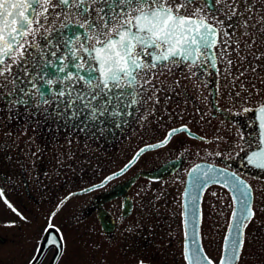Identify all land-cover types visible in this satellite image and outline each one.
<instances>
[{"label":"flooded vegetation","instance_id":"af4514ba","mask_svg":"<svg viewBox=\"0 0 264 264\" xmlns=\"http://www.w3.org/2000/svg\"><path fill=\"white\" fill-rule=\"evenodd\" d=\"M212 51L216 67L207 65L202 75L170 65L171 71L158 76L154 82L165 90L146 121L138 113L124 117L127 123L106 116L85 127V115L68 119L71 112L64 113L62 106L58 114L56 105L47 111L10 107L11 97L0 98V264H83L80 250L88 246L91 264L108 261L107 255L110 264H186L182 192L197 163L235 173L249 185L253 215L243 228L235 264H264V185L258 184H264V171L248 162V155L261 149L255 111L261 103L243 105V94L260 95L261 84L249 72L235 79L248 65L234 53L228 75L217 50ZM181 126L190 134L145 149L122 174L103 182L142 147L161 144L168 130ZM227 184L208 185L199 198V241L217 264L233 211L236 218L243 215L234 210L233 184ZM61 201L51 217L54 228L45 232Z\"/></svg>","mask_w":264,"mask_h":264},{"label":"snow or ice","instance_id":"6c2138e0","mask_svg":"<svg viewBox=\"0 0 264 264\" xmlns=\"http://www.w3.org/2000/svg\"><path fill=\"white\" fill-rule=\"evenodd\" d=\"M257 2L0 0V98L11 97L10 107L23 105L47 111L56 105L58 114L62 106L64 113L71 112L68 119L85 115V127L106 116L114 120L119 117L127 123L124 117L138 113V119L146 121L148 116L155 115L156 106L161 103L158 94L165 90L154 81L165 69L171 71L170 65H183L193 75H202L207 65L216 67L212 50H217L228 75L235 63L231 58L233 53L240 64L248 65L235 79L246 76L249 71L259 75L258 70L264 68V64L258 63L264 60L261 50L264 47V11L256 8ZM163 83L159 81L160 85ZM176 83L179 86V82ZM256 112L261 129L260 143L264 145V103ZM116 126L120 127L119 121ZM179 133L190 134V130L187 126L170 129L161 144L150 147L167 144ZM248 162L264 169V147L249 154ZM188 175L193 178L194 188L219 182L217 177H224L243 197H233L234 202L239 200L244 208L240 224L229 225V232L235 227L237 233L232 240L231 254L227 247L230 236L226 235L218 261V264H234L242 246L243 228L253 215L247 202L249 186L235 173L213 167L201 172V166L196 165ZM111 179L112 176L107 177L104 183ZM3 195L0 191V197ZM4 203L25 219L7 199ZM63 203L61 201L49 217L45 232L54 228L51 217ZM232 218H236L235 211ZM40 251L36 249L37 253ZM183 256L186 264H217L203 254L195 236L191 249L185 243Z\"/></svg>","mask_w":264,"mask_h":264},{"label":"water","instance_id":"95a60500","mask_svg":"<svg viewBox=\"0 0 264 264\" xmlns=\"http://www.w3.org/2000/svg\"><path fill=\"white\" fill-rule=\"evenodd\" d=\"M150 146L151 145H147V146L142 147L141 149L153 148V147H150ZM261 147H264V145H261ZM140 150L137 153H140ZM136 155L137 154H135V156L131 159V161H129L126 164L127 166H129L134 161V159L136 158ZM196 165H200L201 166V172L207 170L209 167H213V168L219 169L217 167L208 165L206 163H198ZM196 165H194L191 169H193ZM125 166L122 169H120L118 172L114 173L111 176L114 177V176L118 175V173L122 172V170L124 171L125 170ZM191 169L189 171H191ZM162 171H165V167L162 168ZM189 171H188V173H189ZM188 173H187V176H186L185 188H184V191H183V208H184V214H185L184 230H185V233H187V237H188L187 241L185 240V237H184V246H185V243H187L189 245L190 249H191L192 240H193V237L195 236L197 245L199 246V248H201L200 245H199V242H198V211H199L198 206H199V198H200L201 193L204 190V188L207 185L213 184V183L210 182V183H208L206 185H203L201 188H194L192 186L193 178L189 177ZM217 180L219 182H216V183H220V184H226V182H227L224 177H217ZM104 181L105 180H103V182ZM231 194L233 195V197L234 196H236V197L240 196V193L236 192L234 190V187H233V190H231ZM194 196L198 197V199L197 200H193ZM247 202L249 204V201H247ZM235 208H238V211L240 213H242V209L244 208V205L237 204V201H235ZM194 212H195V214H194ZM241 217L242 216H239L238 218H236L234 221H232L231 224L239 225L240 222H241ZM103 227L105 229L108 228V227H106V225H103ZM226 235L230 236V239H229L227 247H228V250H229V254H231L232 240L236 239V237H237V233H236L235 227H233L231 232H229V228H228V231H227ZM224 247H225V240H224ZM235 261H234V263H235Z\"/></svg>","mask_w":264,"mask_h":264},{"label":"rangeland","instance_id":"374dc122","mask_svg":"<svg viewBox=\"0 0 264 264\" xmlns=\"http://www.w3.org/2000/svg\"><path fill=\"white\" fill-rule=\"evenodd\" d=\"M262 4H264V0H258V2L256 4V8L258 10L264 11V8H262ZM225 23L227 24L228 22L226 21ZM241 48H243V45H241ZM261 50L264 51V47H262ZM258 63L264 64V60L259 61ZM258 72H259V75H257V73H253V72L249 71V73H251L256 78V80H258L261 84L260 89H259L260 95L249 96V93L243 94V105L244 106H246V105L254 106V105H257L260 103H264V91H262V88L264 89V82H262V81H264V68L259 69ZM120 164L117 163V166H119ZM258 184L264 185L263 183H258ZM4 209L5 210L3 211V213L6 212L7 215L9 216V218H14L15 215L13 214V212L11 210H8L7 208H4ZM84 246H85V244H84ZM112 247H114V244H112ZM83 251H84V253H83ZM90 251H93L92 246H88L87 248L80 250L82 257L84 256V258L82 259L83 264H91V261L89 262L88 258L86 257V256H89L91 254ZM107 257H108V261H107V259H104L103 260L104 262L102 264H110L109 261H110L111 257H110V255H107ZM154 264H161V262L159 260L156 262L154 261Z\"/></svg>","mask_w":264,"mask_h":264}]
</instances>
